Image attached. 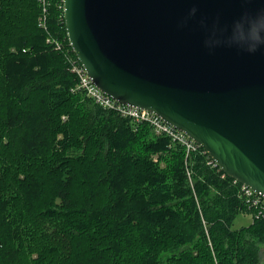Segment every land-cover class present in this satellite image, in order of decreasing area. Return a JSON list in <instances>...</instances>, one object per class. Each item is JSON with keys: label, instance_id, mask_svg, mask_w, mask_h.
Wrapping results in <instances>:
<instances>
[{"label": "trees", "instance_id": "16d2710c", "mask_svg": "<svg viewBox=\"0 0 264 264\" xmlns=\"http://www.w3.org/2000/svg\"><path fill=\"white\" fill-rule=\"evenodd\" d=\"M63 7L0 0V264H264L240 184L78 89Z\"/></svg>", "mask_w": 264, "mask_h": 264}, {"label": "water", "instance_id": "95a60500", "mask_svg": "<svg viewBox=\"0 0 264 264\" xmlns=\"http://www.w3.org/2000/svg\"><path fill=\"white\" fill-rule=\"evenodd\" d=\"M93 84L264 198V0H63Z\"/></svg>", "mask_w": 264, "mask_h": 264}, {"label": "built area", "instance_id": "2783aa9c", "mask_svg": "<svg viewBox=\"0 0 264 264\" xmlns=\"http://www.w3.org/2000/svg\"><path fill=\"white\" fill-rule=\"evenodd\" d=\"M58 49L60 46H56ZM72 71L76 74L79 79L78 89H82L86 92L87 96L90 97L96 104L101 107L111 110L119 114L124 118H129L136 123H145L152 128V131L156 136L168 137L173 144H178L182 146L186 151V159L191 157L192 154L197 152H203L208 155L206 151L192 139H190L186 134L177 130L176 128L166 124L161 118L146 110H138L136 108L128 107L120 104L119 102L111 99V97L103 94L91 81L87 75L86 70L78 61H73ZM209 157V155H208ZM211 167L219 168L216 162L209 157V163ZM221 170V169H220ZM222 171V170H221ZM224 173V172H222ZM188 176L191 180V174L188 170ZM223 176H227L225 173ZM234 184H240L234 180ZM193 185V184H192ZM240 197L243 199L244 203L247 205L248 210L253 212V219L264 218V198L254 192L251 188L240 184Z\"/></svg>", "mask_w": 264, "mask_h": 264}, {"label": "rangeland", "instance_id": "374dc122", "mask_svg": "<svg viewBox=\"0 0 264 264\" xmlns=\"http://www.w3.org/2000/svg\"><path fill=\"white\" fill-rule=\"evenodd\" d=\"M192 182L189 180L190 186L193 188ZM249 212L250 213L238 215L233 225L234 229H239L241 227H247L252 223L254 215L252 211L249 210Z\"/></svg>", "mask_w": 264, "mask_h": 264}]
</instances>
